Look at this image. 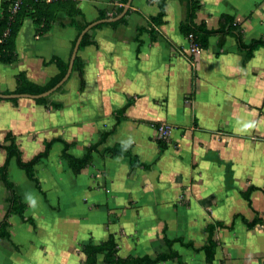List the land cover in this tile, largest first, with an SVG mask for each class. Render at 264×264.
<instances>
[{"label": "crops", "instance_id": "crops-1", "mask_svg": "<svg viewBox=\"0 0 264 264\" xmlns=\"http://www.w3.org/2000/svg\"><path fill=\"white\" fill-rule=\"evenodd\" d=\"M76 1L92 22L101 10L112 14L129 0ZM165 10L155 37L147 27L160 11L156 0H132L123 23L93 27L92 43L78 52L85 64L83 86L72 70L46 96L48 104L0 97V167L8 134L26 161L58 140L36 165L39 187L14 158L9 163L27 208L24 217L10 216L0 264H84V246L112 234L121 257L176 251L185 264H264V46L248 57L236 37L229 35L220 46L218 36H211L202 53L191 55L180 29L186 3L167 0ZM224 13L240 22L246 42L264 36V0H201L197 22L218 27ZM38 28L31 18L24 20L16 60L0 61V92L14 93L22 73L44 85L59 72L56 58L70 62L79 35L71 17L60 12L47 31ZM162 122L174 127L164 148ZM106 132L91 164L75 173L62 156L64 142L82 156ZM117 145L129 146L141 165L132 167L129 157L111 153ZM7 196L0 177V222ZM211 223L218 247L210 263L204 251L185 243L203 246ZM97 264H105L103 254Z\"/></svg>", "mask_w": 264, "mask_h": 264}, {"label": "trees", "instance_id": "trees-1", "mask_svg": "<svg viewBox=\"0 0 264 264\" xmlns=\"http://www.w3.org/2000/svg\"><path fill=\"white\" fill-rule=\"evenodd\" d=\"M156 1L159 4L160 11L156 16L151 17L147 27L151 31L153 37L156 36L155 26H160L161 24H163L164 17L166 15L165 6L167 0ZM181 1L185 2L187 5V14L185 19L180 24V29L183 35L188 38L189 41L194 45L206 49L209 45L210 37L218 36V43L220 46H223L226 42L227 37L229 35H232L236 37L239 48L247 52L248 57L251 56L254 49L264 46V36L254 38L250 42H246L244 40L241 31V24L234 15L230 13H224L220 17L218 27H209L205 22H197V13L201 8V0ZM11 2L12 0L4 1L3 13L0 17V37L3 35L4 31L7 28L10 29L9 35L6 36L2 42H0V61L4 63H12L17 58L16 37L26 18H31L35 24L40 25V28H38L37 30L38 33L47 31L51 23L56 21L57 16L60 12H64L71 17V22L77 28L78 33H80L91 22L85 18L82 9L77 6L76 0H23L19 11L13 16V18L10 17L8 11V7ZM123 9V6H119L112 14H110L108 10H101L98 19L107 18L110 15H118L123 11ZM129 12L130 10L128 11V13ZM78 17L84 19L83 24L77 23ZM124 21L125 16L115 22L98 24L94 27V29L103 24L117 25L123 23ZM141 30H143V28ZM90 43H92V36L90 32H87L81 41L80 50ZM55 63L59 68V72L48 83L44 85L29 81L24 73L19 74L18 86L14 93L39 94L53 87L66 74L69 66L68 62H65L59 58L55 59ZM84 65L85 64L83 59L78 54L74 61L73 70L78 72L82 86L84 84ZM48 99L49 97H41L37 99V101L48 104ZM53 104L54 106H60L59 103ZM109 133L110 132L104 133L102 139L98 143L91 144L82 156H76L72 154L69 151L72 144L64 142L62 156L68 161L71 169L75 173H79L83 168L91 164L93 160V152L98 148L99 144H101L105 140ZM6 141L8 142L5 145L7 151V159L5 164L0 167V177L8 191V196L6 199L8 209L3 220L0 222V239H6L10 237V216L13 214H18L24 217L27 208L26 202L17 193L14 182L10 177L9 163L11 159L14 158L18 166L24 169L28 177L39 187V181L36 176V165L40 163L43 158L49 156L53 144L58 140L54 139L48 141L46 143V148L44 151L36 154L32 159L27 161L23 159L22 150L17 143L16 138L12 134L7 135ZM165 142V139L159 138V143L162 148L166 146ZM110 152L113 154L129 157L132 163V167L141 165V163H138L136 161L134 155L131 153L129 146L117 145L111 148ZM215 228V224L211 223L207 225L209 236L207 242L203 246L195 247L191 242L185 243L186 246L192 247L194 248V250L204 251L206 260L210 263L214 261L216 250L218 247V241L214 238ZM167 242L170 246H172L174 241L167 240ZM180 242L182 243L183 241ZM83 251L86 256L84 264H97L100 254H103V260L105 264H154L169 259H177L178 264H185L182 261L179 253L176 251H171L170 253H160L156 257H151L149 255L121 257L118 254L119 246L113 234L110 235V237L106 241H103L101 243H87L84 246Z\"/></svg>", "mask_w": 264, "mask_h": 264}, {"label": "water", "instance_id": "water-1", "mask_svg": "<svg viewBox=\"0 0 264 264\" xmlns=\"http://www.w3.org/2000/svg\"><path fill=\"white\" fill-rule=\"evenodd\" d=\"M132 0H129L127 5L124 7L123 11L121 13H119L118 15H110L107 18H102V19H97L94 20L92 22H90L78 35L77 41L75 43L73 52H72V56H71V60L69 62V66H68V70L66 72V74L62 77V79L57 82L53 87H51L50 89L39 93V94H30V93H9V94H5L0 92V97L3 98H19V97H31V98H40V97H46L51 95L53 92H55L59 87H61L65 81L68 79V77L70 76V74L72 73L73 70V66H74V61L76 59V56L78 55L79 49H80V44L81 41L84 37V35L89 32L93 27L97 26L98 24H102V23H107V22H115L119 19H121L123 16H125V14L127 13L128 7L130 5Z\"/></svg>", "mask_w": 264, "mask_h": 264}, {"label": "built area", "instance_id": "built-area-1", "mask_svg": "<svg viewBox=\"0 0 264 264\" xmlns=\"http://www.w3.org/2000/svg\"><path fill=\"white\" fill-rule=\"evenodd\" d=\"M22 1L23 0H12V2L9 4L8 11L11 18H13V16L19 11ZM9 33H10V29L7 28L4 31L3 35L0 37V42H2L3 39L9 35ZM203 51L204 49L202 47L194 45L193 43L190 42L189 52L191 55L200 54ZM172 130L173 127L169 123L167 122L160 123L158 127L159 138L167 140L170 137Z\"/></svg>", "mask_w": 264, "mask_h": 264}, {"label": "clouds", "instance_id": "clouds-1", "mask_svg": "<svg viewBox=\"0 0 264 264\" xmlns=\"http://www.w3.org/2000/svg\"><path fill=\"white\" fill-rule=\"evenodd\" d=\"M245 127H250V125H245ZM26 201L30 204V206L32 207H35L36 206V201L30 196V195H27L25 197Z\"/></svg>", "mask_w": 264, "mask_h": 264}, {"label": "rangeland", "instance_id": "rangeland-1", "mask_svg": "<svg viewBox=\"0 0 264 264\" xmlns=\"http://www.w3.org/2000/svg\"><path fill=\"white\" fill-rule=\"evenodd\" d=\"M167 123H168V122H167ZM169 124L173 127V125H172L171 123H169ZM173 128H174V127H173ZM168 139H169V138H168ZM168 139H167V140H168Z\"/></svg>", "mask_w": 264, "mask_h": 264}]
</instances>
